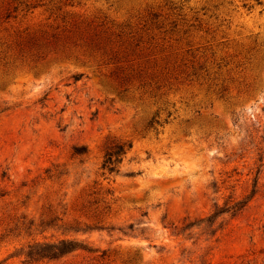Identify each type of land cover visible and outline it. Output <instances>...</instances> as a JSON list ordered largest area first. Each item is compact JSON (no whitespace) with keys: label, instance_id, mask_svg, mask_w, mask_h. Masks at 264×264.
Masks as SVG:
<instances>
[{"label":"rangeland","instance_id":"1","mask_svg":"<svg viewBox=\"0 0 264 264\" xmlns=\"http://www.w3.org/2000/svg\"><path fill=\"white\" fill-rule=\"evenodd\" d=\"M36 3L0 0V264H264V0H59L130 34L179 13L112 52ZM59 239L90 252L24 257Z\"/></svg>","mask_w":264,"mask_h":264},{"label":"trees","instance_id":"2","mask_svg":"<svg viewBox=\"0 0 264 264\" xmlns=\"http://www.w3.org/2000/svg\"><path fill=\"white\" fill-rule=\"evenodd\" d=\"M39 1L40 3H36L33 6H46L47 10H49V13L54 14V17L52 19L55 20L56 18H58L59 21L62 22L63 28H61V31L63 32V38L69 39L74 37L73 41L79 40L86 47L96 49L97 51L100 50L102 52H105V49L108 48V50L112 52L111 46L109 45L111 41L121 40L122 36L127 34L130 35L132 40H138L140 32H145L150 38H152V35H154V30L162 34L177 33L180 30L179 28H177L179 19L176 16L179 13H171L162 16L158 12L150 11L147 13V20H145V22L139 28V31L137 32L136 30L134 34H130L132 30L125 31V29H130V26L128 24H109L106 26V24H104L103 22L104 19H101L99 20L100 22L95 23V19H86L82 14H77L76 12L70 10H62V5L59 3V0ZM21 3H23L25 7H29L28 2L21 1ZM63 4H67L68 6L73 5L72 3ZM164 20H166L167 23H164ZM65 24L68 28L65 27ZM47 26L51 27L53 30H57L58 28V25L52 26V24H47ZM101 26H104L105 29H96L97 27L100 28ZM165 26L168 27L166 28ZM22 34L23 35L21 37L25 39V42H27V44L37 46L40 42H42L43 39H45L46 30L37 28L30 32L29 30H27V28H25L22 31ZM50 37L52 39V42H55L59 39L57 31H52L50 33ZM169 115L170 114L166 112L165 118L159 120V112H155L148 122L147 126L151 127L153 125L164 124L167 122ZM127 147H129V145H127ZM124 151L125 146L121 143H115L108 146L102 156L100 169L107 173L116 172L115 166L120 162V156L124 153ZM78 249L90 252V250L82 246L80 242L72 239H59L54 242L34 241L26 246L24 257H26V259L28 260H37L42 258L52 260L60 258Z\"/></svg>","mask_w":264,"mask_h":264}]
</instances>
